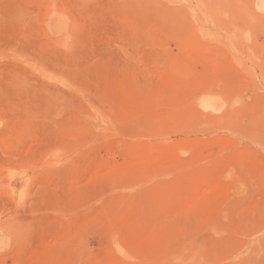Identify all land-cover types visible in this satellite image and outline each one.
<instances>
[{
  "label": "rangeland",
  "instance_id": "1",
  "mask_svg": "<svg viewBox=\"0 0 264 264\" xmlns=\"http://www.w3.org/2000/svg\"><path fill=\"white\" fill-rule=\"evenodd\" d=\"M0 264H264V0H0Z\"/></svg>",
  "mask_w": 264,
  "mask_h": 264
}]
</instances>
